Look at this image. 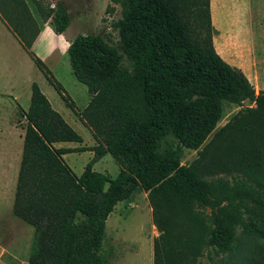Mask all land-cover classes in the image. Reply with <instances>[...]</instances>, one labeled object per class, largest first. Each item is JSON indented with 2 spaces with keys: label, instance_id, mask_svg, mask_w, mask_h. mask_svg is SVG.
Returning <instances> with one entry per match:
<instances>
[{
  "label": "trees",
  "instance_id": "trees-1",
  "mask_svg": "<svg viewBox=\"0 0 264 264\" xmlns=\"http://www.w3.org/2000/svg\"><path fill=\"white\" fill-rule=\"evenodd\" d=\"M30 1L54 34L65 31L69 16L61 3L49 8ZM107 1L120 9L111 24L117 41L78 34L66 49L71 74L89 97L76 113L30 51L38 27L24 1L0 0L3 22L95 142L88 149L92 159L75 176L62 156L86 148L54 147L81 139L31 84L11 206V215L33 228L26 264H104L105 220L137 191L146 193L158 233L152 264H194L207 230L195 205L226 191L227 178L264 189V91L255 93L244 74L214 51L209 0ZM245 101L253 107L238 111L206 141L222 117V103ZM167 130L176 145L159 152ZM181 148L196 151L187 166L179 164ZM106 154L118 167L113 178L91 168ZM244 207V217L229 214L240 238L252 245L237 264H264V200L250 196ZM240 238L230 230L219 233L215 253H231Z\"/></svg>",
  "mask_w": 264,
  "mask_h": 264
},
{
  "label": "rangeland",
  "instance_id": "rangeland-1",
  "mask_svg": "<svg viewBox=\"0 0 264 264\" xmlns=\"http://www.w3.org/2000/svg\"><path fill=\"white\" fill-rule=\"evenodd\" d=\"M41 2L43 6L48 5L49 8H53L55 3H61L68 13L69 24L59 35H55L48 25L45 26L32 54L60 84L66 96L72 101L75 112L80 113L89 97L86 87L76 82L70 72L66 50H63L64 41H70L78 34H99L115 43L117 34L111 28V24L120 17V9L117 5L109 4L107 0H41ZM251 2L252 8L256 9L257 0ZM261 4L264 13V0H261ZM107 5L110 9L105 11ZM210 6L214 17L229 22L227 27L230 25L229 19L232 16L235 18L240 8L239 0H210ZM261 24V26L255 24L251 35L261 36V41L263 40L264 43V15ZM215 50L222 55L224 45L217 43ZM36 79L37 87L51 108L81 139L80 143H64L63 148H86L83 152H73L63 156L65 164L75 176H78L92 159L93 153L88 149L94 146L95 142L89 130L84 127L75 113L63 105L40 72ZM251 107L253 104L248 101L239 106L223 103L222 117L206 141L234 114ZM175 145L176 140L172 132L167 130L160 141L158 151L168 152ZM195 154L189 153L187 149H181L179 163L188 165L195 159ZM92 170L113 178L118 172V167L106 154L92 164ZM250 196L264 200V189L239 177H233L227 178L226 191L222 193L215 191L206 196L207 201H200L195 205V211L204 221L207 230L203 247L194 264H237L245 253L244 249L252 248V245L240 238L241 228L229 218V214L244 217V206ZM5 209V212H0V264H26L32 250L33 228L10 216L7 208ZM226 230L232 231L234 236L240 238L239 243L229 254H216L215 239L219 233ZM157 235L151 223L146 193L137 191L128 201L117 203L107 216L99 255L104 264H152V241Z\"/></svg>",
  "mask_w": 264,
  "mask_h": 264
},
{
  "label": "crops",
  "instance_id": "crops-1",
  "mask_svg": "<svg viewBox=\"0 0 264 264\" xmlns=\"http://www.w3.org/2000/svg\"><path fill=\"white\" fill-rule=\"evenodd\" d=\"M23 1L38 27V34L30 47L32 53L42 29L47 25L51 31L52 28L49 22L41 21L30 0ZM257 2L255 9L252 8L251 0H239L238 15L229 19L230 25L227 27V20L212 15L209 0V19L215 31L211 39L213 49L217 43L224 45V53L218 54L219 57L239 69L255 93L264 91V43L261 36L251 35L255 24L262 25L264 15L261 0ZM70 42L64 41L63 50L67 49ZM39 72L0 16V212H5L7 208L10 216L27 124L22 112L28 108L31 84H36ZM54 147L63 148L64 143L54 144ZM189 153L194 154L196 151L189 150ZM179 164L182 165L181 162Z\"/></svg>",
  "mask_w": 264,
  "mask_h": 264
}]
</instances>
